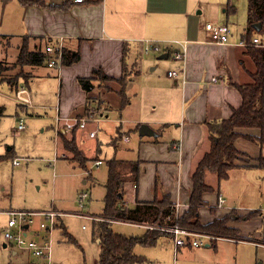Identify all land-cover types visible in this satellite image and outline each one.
<instances>
[{"label":"crops","instance_id":"0c3cea01","mask_svg":"<svg viewBox=\"0 0 264 264\" xmlns=\"http://www.w3.org/2000/svg\"><path fill=\"white\" fill-rule=\"evenodd\" d=\"M64 3L52 4V6L23 5L19 0H0V37L3 38L1 41L6 45L9 42L15 43L17 56L24 39L29 40L31 49L45 48L47 40L58 43L63 39L64 50L79 51L81 54L80 61L70 66H62L60 69L28 66L32 74L28 80L29 85L38 90L34 101L38 105L49 107L59 105L60 115L66 118L85 116L95 110L108 112L111 106L114 108L119 105L120 97L114 91L107 89L101 92L96 88L87 93L79 80L93 76L96 70L120 78L125 63L128 66H136L140 71L129 82L127 95H130L129 85L137 79H142V88L147 87L149 90L157 91V95L161 94L162 99L160 109L155 104L153 110L143 113L142 107L138 116L134 119H124L126 123L120 126H118L119 120H116L117 125L108 140L112 146V139L121 131V140L128 137L129 140L125 141L129 143L130 133L134 131L130 127L124 129V125L137 124L135 128L140 137L139 146L136 147L139 151L138 156L132 159V156L128 155H133L134 152H130L126 155L127 159L114 157L118 160L140 163L139 181L127 184L124 201L127 206H133L136 202H152L167 195L174 205L176 203L189 205L193 190L192 175L203 155L210 149L207 124L228 119L235 109L242 106L240 89L253 83L252 74L257 71L253 53H258L264 59V48L239 45L241 42L247 43L245 35L248 26V6L246 24L242 25L240 37L236 38L235 26L229 22L230 15H227V22L223 23L224 18L219 13L223 9L224 13L229 14L234 9L232 0H85L83 3L71 2L66 8H62ZM212 10L216 12L212 13ZM207 24L226 25L230 31L231 44L211 43L210 32L206 29ZM255 38L264 43V33L259 34L257 31L252 35L250 44ZM148 41L170 46L167 50L158 53L155 59L145 60L141 67L140 56L145 54L144 48ZM184 46L187 48L186 57L183 60L175 59L174 53L181 52ZM165 53L169 54V58L159 60V56ZM145 64L154 66L147 74ZM170 72H177V76L170 77ZM214 77L218 78L217 82H212ZM18 84H25V78H20ZM36 84L39 87L35 86ZM42 86H57V91L45 95L48 88L45 87L44 91L43 87L42 91ZM109 87L113 90L119 88L116 83L110 84ZM8 88L10 87L6 83L0 84V91L7 92ZM88 98L92 99V102L89 103ZM262 104H264V91L259 99V105ZM130 105L132 102L128 106ZM36 110L46 111L39 108ZM49 110L55 111L51 108ZM120 116L123 119L122 115ZM172 125L176 127V134L171 143H165L162 140L163 134L166 130L170 131ZM94 130H97V134L91 137L90 132ZM238 131L243 137L236 141L235 146L242 155L236 162L237 167L230 171L227 181L231 179L233 170L264 167L262 154L264 147L245 137H260L261 131L244 128ZM58 132L67 139L75 137L78 148L86 158H98L89 162L88 166L98 161L103 162L100 158L102 143L98 139L99 134L104 133L101 125H96L92 129L88 125L86 130H76L72 133L63 129ZM92 141L94 144H91ZM60 146L63 149L62 154L68 153L61 140ZM130 150L133 151V148ZM72 160L70 162L80 168L79 163ZM85 172L83 173L86 174ZM107 178L103 185H106ZM206 181L214 190L204 194L203 198L207 205L200 209L201 223L206 225L215 219L233 215V220L228 226L237 229L240 238H249L241 242L263 245L259 240L262 235L258 233L256 227L264 225L262 211H251L257 213L250 217L251 212L232 208L231 205L235 204L229 205L227 199L225 207L218 208L219 198L223 196L221 181H218L213 174H208ZM89 183L95 186L99 184L92 173L86 174L83 179L84 186ZM88 194L90 199L91 195ZM105 195L106 192L103 200ZM185 210L187 209L184 208L183 212ZM205 210L206 215H204ZM101 214L102 212L93 215L99 217ZM7 222L2 226V232ZM58 225L61 230H67L63 220H60ZM136 225L145 231L148 229L146 225ZM33 231L32 237L37 239L38 232ZM168 237L172 242V237ZM4 240L6 242L4 247H12L13 255L18 257V248L10 244L5 237ZM95 240L100 244L101 240L97 234ZM172 244L174 248V242ZM216 245L215 243L206 247H215L214 252L219 254L222 248ZM181 249L183 248L179 250ZM19 262L34 264L25 259Z\"/></svg>","mask_w":264,"mask_h":264},{"label":"rangeland","instance_id":"374dc122","mask_svg":"<svg viewBox=\"0 0 264 264\" xmlns=\"http://www.w3.org/2000/svg\"><path fill=\"white\" fill-rule=\"evenodd\" d=\"M232 6L234 10L229 14L224 13L223 9L219 13L224 18L223 23L227 22V15H230L229 22L231 25L234 24L236 38H239L242 33V25L247 21L248 1L232 0ZM215 12L216 10H212V13ZM212 16L214 15L212 14ZM1 40L3 38L0 37V84L4 80L12 82L13 85L20 77L25 78V82L30 80L32 74L29 72V67H22L17 63L15 49L17 45L13 42L6 45ZM158 55V53L141 55L140 66L143 67L145 60L155 59ZM153 67L145 64L146 74L151 72ZM114 83L116 82H105L97 88L104 92L107 85ZM116 84L118 85V83ZM43 87L45 91L46 86H42V91ZM46 88L48 91H45V95L57 91V86H47ZM157 93L147 87L142 88V79H137L129 85L132 105L127 106L123 111H119L115 107L108 112L95 110L90 129L96 125H101L104 128V133H100L98 137L102 143L100 158L104 163L93 170V164L88 166V172H92L99 184L95 186L89 183L84 186L83 179L86 174L70 162L72 159L74 161V155L69 152L62 154L63 149L60 146V135L56 122L57 112L49 109L46 111L36 110L38 108L23 109L15 101L10 88L7 92L0 91V106L5 108V115L0 122V264H21L19 261L22 259L34 264L46 263L40 258H35L27 250L17 249L19 252L17 257L13 255L12 247H4L6 242L2 226L8 220L5 211L11 208L28 211L55 210L62 213L60 220H63L67 227V234L59 227L52 234L54 264L98 263L100 248L95 240L94 222L97 223L99 220L96 219L99 218L93 214H100L104 208L103 197L106 188L103 183L109 169L107 161L119 156L127 159L126 155L130 152H134L133 155H128L132 156V159L134 156H138L139 151L136 150V147L139 146L140 137L135 128L137 124L124 125V129L130 127L134 132H129L131 134L129 143H126L125 140L119 142L118 147L121 148L111 146L108 140L117 125L115 124L116 120H119L118 126H120V124L126 123L124 119H134L135 116H138L142 107L143 113L153 110L155 104L160 109L162 95H157ZM20 119L25 123V129L22 131L17 130ZM171 128L170 131L166 130L163 134L162 140L165 143H171L174 139L176 127L172 125ZM91 144L94 142L92 141ZM132 148L133 151L130 150ZM9 153H11L10 156ZM262 154L264 158V148ZM83 156L85 155L83 154ZM15 159L20 162L19 166L13 165ZM231 175L229 181H221L223 193L221 194L229 200V205L235 204L231 206L237 210L244 209L246 212L259 210L264 214V167L233 170ZM82 192L90 193L91 198L88 199L85 207L80 209L77 200ZM206 214L205 210L204 215ZM93 219L95 220L93 221ZM256 227L258 233L262 235L259 240L263 242V245L254 242L236 243L219 240L212 243H216L217 247L222 248L219 254L214 252L215 247L206 246L186 247L175 253L173 240L171 242L168 236H164L159 239L156 246L137 245L134 252L146 258L145 264H264V225ZM112 228L115 232L127 236H142L145 231L136 224L122 221L114 222ZM30 235L33 236V233ZM228 236L240 241L249 239Z\"/></svg>","mask_w":264,"mask_h":264},{"label":"trees","instance_id":"16d2710c","mask_svg":"<svg viewBox=\"0 0 264 264\" xmlns=\"http://www.w3.org/2000/svg\"><path fill=\"white\" fill-rule=\"evenodd\" d=\"M19 1L23 5L52 6V4L37 0ZM69 3L71 2H65L62 8H66ZM256 24L262 25V29L258 33L263 34L264 0H248V26L245 35V40L248 44H250L252 35L257 33V30L254 28ZM46 42L45 46L52 44L50 40ZM45 48L35 47L31 49L29 40L24 39L19 49L17 63L22 67L48 66L47 63L50 57ZM80 58L81 54L79 51L70 52L65 50L62 64L63 66H70L80 61ZM253 59L257 71L252 74L253 83L240 89L243 98L242 106L235 109L232 116L228 119L207 124L210 149L203 155L192 175L193 190L190 196V207L183 212L178 221L172 216L174 204L171 203L167 195L152 202H136L133 206H127L124 201L126 186L129 183L139 181L140 163L139 161H123L116 158L107 161L109 173L105 185L104 208L101 216H99L100 220L97 223L94 222V234H97L101 240L97 264H145L146 258L135 254L134 250L136 246L154 247L161 237L171 236L168 232L149 228L142 236H127L113 230L112 223L116 221L158 227L165 225L166 220L170 217L171 220H168V225L177 224L191 231L203 232L210 235H223L227 237H229L228 235H232L239 237V231L228 226L233 220V215H226L221 219H215L213 222L204 225L201 223L200 209L207 205L203 198L204 194L214 190L206 181L208 174L216 175L218 181L227 180L230 171L237 167L236 162L242 153L236 148L235 143L240 137H243L238 131L239 129H259L261 131L260 137H245L264 147V104L259 105V99L264 91V59L258 53H253ZM139 71L136 66H128L125 63L123 75L120 78H114L106 75L101 70H96L93 76L81 78L79 82L87 93L92 92L105 82L118 83L119 88L117 90H113L109 85L106 86V89L114 91L120 97V103L115 108L122 111L131 102L130 97L126 93L127 86ZM20 78L13 85L12 82L4 80L1 83H6L10 89H14L19 86L18 81ZM25 84L29 85L28 80ZM88 102H92V99L88 98ZM4 115L5 109L0 107V121ZM121 139L122 134L119 131L116 137L112 139V144L115 148L118 147ZM60 140L64 149L74 155V161L79 163L83 171L88 170L89 162L98 159H88L83 156L82 151L76 144L75 137L67 139L65 135L60 133ZM10 155L11 153H9ZM256 213L251 212L250 217ZM64 232L67 234V231L64 230ZM69 240H72V238H69Z\"/></svg>","mask_w":264,"mask_h":264},{"label":"built area","instance_id":"2783aa9c","mask_svg":"<svg viewBox=\"0 0 264 264\" xmlns=\"http://www.w3.org/2000/svg\"><path fill=\"white\" fill-rule=\"evenodd\" d=\"M46 2L48 4H58L64 3L67 1L75 2V3H83L85 0H37ZM206 29L210 32V42L217 45H229L230 43V31L226 25H213L207 24ZM241 46H256L260 48H264V43L261 42L260 39L255 38L253 43L248 44L245 42L239 43ZM170 46V45H168ZM168 46H162L160 43L155 42H147L144 53H161L164 50H167ZM46 52L49 55L48 67L51 69H60L63 64V56H64V44L63 39H61L58 43H52L46 46ZM187 48L183 47L181 52H175L174 58L177 60H183L186 57ZM170 77H176L177 72H170ZM218 78H212V82H217ZM15 101L23 107L34 109H54L57 112L56 122L58 124V131L63 129L65 132L72 133L76 130H86L88 125L92 123L94 111L89 112L85 116H73V117H63L60 115V107L59 105L54 107H49L45 105H38L34 98L38 93L37 88L34 86H28L26 84L19 85L17 88L12 90ZM25 129V123L20 119L18 124V131H22ZM97 134V130L90 132L91 137H95ZM126 141L129 140L128 137L125 138ZM103 162L98 161L94 164L93 168L99 167ZM14 165L19 166L20 162L18 160H14ZM86 174L92 172H85ZM89 199V194L84 192L79 195L77 200L78 206L80 209L85 207L86 202ZM227 204L226 198L221 196L219 198V202L217 204L218 208H223ZM190 205H184L181 203H176L172 210V216L175 217V220L178 219L183 214V209H188ZM8 215V222L6 227L4 228L3 234L5 239L12 245H14L18 249L27 250L33 256L44 260L46 263L44 264H54L53 263V237L52 234L58 226V222L62 216V213L51 210V211H24V210H10L6 212ZM82 215V214H80ZM93 218V217H91ZM99 218V217H98ZM95 220V219H93ZM100 220V219H96ZM168 220H171L169 217ZM166 220L165 225L153 227L147 226L149 229H159L165 232L170 233L172 240L174 242L175 253L180 248H199L203 246H210L212 243L217 242L219 240L233 241V242H241L240 240H236L227 236H219V235H210L205 233H200L196 231H191L187 228L180 227L179 225H168ZM37 228V229H35ZM36 230L38 235H36L37 239L30 236Z\"/></svg>","mask_w":264,"mask_h":264},{"label":"water","instance_id":"95a60500","mask_svg":"<svg viewBox=\"0 0 264 264\" xmlns=\"http://www.w3.org/2000/svg\"><path fill=\"white\" fill-rule=\"evenodd\" d=\"M254 28H255L258 32H260L261 29H262V25H261V24H256V25L254 26ZM168 58H169V54H168V53H165V54H162V55L159 56V60H166V59H168ZM207 246H208V245H207Z\"/></svg>","mask_w":264,"mask_h":264}]
</instances>
